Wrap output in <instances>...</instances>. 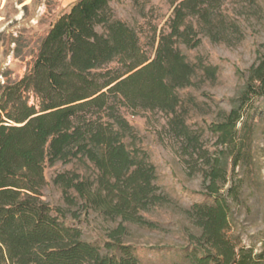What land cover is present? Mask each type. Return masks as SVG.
Masks as SVG:
<instances>
[{
    "label": "trees",
    "instance_id": "trees-1",
    "mask_svg": "<svg viewBox=\"0 0 264 264\" xmlns=\"http://www.w3.org/2000/svg\"><path fill=\"white\" fill-rule=\"evenodd\" d=\"M114 1L121 0L74 2L41 40L24 76L0 83V264H143L123 240L124 222L156 228L144 212L169 198L158 193L156 168L137 147L123 110L171 115L173 135L195 146L197 136L179 114V90L195 84L196 65L179 45L197 47L203 37L232 44L243 36L222 11L225 0H180L151 52L115 15ZM263 94L264 54L231 110L209 125L221 149L205 171L208 200L186 209L198 231H187L182 260L171 264H264V243L247 246L230 235L231 201L239 200L242 185L226 188L228 167L235 172L251 162L254 104ZM73 161L97 173L58 174L65 194L77 195L67 200L121 218L102 244L86 240L66 209L42 199L46 166Z\"/></svg>",
    "mask_w": 264,
    "mask_h": 264
},
{
    "label": "rangeland",
    "instance_id": "rangeland-1",
    "mask_svg": "<svg viewBox=\"0 0 264 264\" xmlns=\"http://www.w3.org/2000/svg\"><path fill=\"white\" fill-rule=\"evenodd\" d=\"M77 0H0V83L24 76L32 66L41 40L54 21ZM180 0H121L111 2L115 15L134 27L142 45L155 50L158 35L167 27L174 6ZM222 11L241 28V40L232 44L203 37L197 47L180 44L181 51L196 65L195 84L179 90V114L197 144L176 137L170 130L171 115L123 110L135 127L136 145L156 168L158 193L169 202L152 207L144 216L155 223L148 228L124 222L128 231L123 240L136 247L143 264H171L182 260L181 249L188 245L187 231L197 232L186 214L196 202L207 201L204 194L205 171L210 158L221 149L218 136L209 125L223 120L243 90L250 68L264 54V0H225ZM154 30L157 37L154 39ZM236 41V40H235ZM206 69L215 72L208 75ZM251 162L235 172L228 167L230 183H240L241 196L231 201L230 235L247 246L261 248L264 243V94L255 100L253 111ZM130 148L135 145L127 138ZM78 172L92 178L97 171L77 161L58 162L45 169L42 199L68 211V222L83 230L84 238L102 244L121 218H107L87 211L71 190L65 194L55 181L60 173Z\"/></svg>",
    "mask_w": 264,
    "mask_h": 264
}]
</instances>
